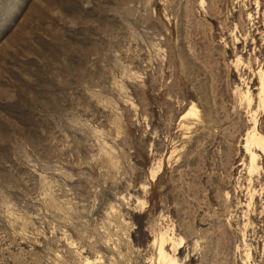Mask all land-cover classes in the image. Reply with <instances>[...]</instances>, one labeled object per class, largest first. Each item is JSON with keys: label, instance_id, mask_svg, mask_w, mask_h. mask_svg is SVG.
I'll list each match as a JSON object with an SVG mask.
<instances>
[{"label": "rangeland", "instance_id": "obj_1", "mask_svg": "<svg viewBox=\"0 0 264 264\" xmlns=\"http://www.w3.org/2000/svg\"><path fill=\"white\" fill-rule=\"evenodd\" d=\"M263 82L264 0H0V264H264Z\"/></svg>", "mask_w": 264, "mask_h": 264}, {"label": "bare ground", "instance_id": "obj_2", "mask_svg": "<svg viewBox=\"0 0 264 264\" xmlns=\"http://www.w3.org/2000/svg\"><path fill=\"white\" fill-rule=\"evenodd\" d=\"M262 87H264V82H263ZM253 142H255V141H253ZM160 252L163 253V248H162V247H161V249H160Z\"/></svg>", "mask_w": 264, "mask_h": 264}]
</instances>
